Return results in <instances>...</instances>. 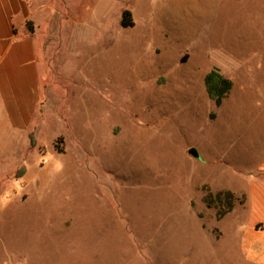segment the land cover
Instances as JSON below:
<instances>
[{
	"label": "rangeland",
	"instance_id": "1",
	"mask_svg": "<svg viewBox=\"0 0 264 264\" xmlns=\"http://www.w3.org/2000/svg\"><path fill=\"white\" fill-rule=\"evenodd\" d=\"M259 2L106 0L41 40L45 95L2 153L0 264H249L237 238L250 178L264 181ZM213 68L232 81L218 107ZM205 189L242 204L218 219Z\"/></svg>",
	"mask_w": 264,
	"mask_h": 264
},
{
	"label": "crops",
	"instance_id": "2",
	"mask_svg": "<svg viewBox=\"0 0 264 264\" xmlns=\"http://www.w3.org/2000/svg\"><path fill=\"white\" fill-rule=\"evenodd\" d=\"M131 1L133 11L142 12V0ZM104 2L0 0V184L13 173L2 170L3 151L7 147H12L13 152L18 150L17 138L27 135L32 128L45 95L47 80L41 40H60L62 25L82 23L83 13L86 18L91 17ZM129 9L121 8L120 16L123 10ZM129 11L133 17L134 12ZM27 23L31 24L32 31ZM258 168L264 169V166H257L255 172ZM244 200L248 219L237 238L239 249L249 264H264V181L251 177Z\"/></svg>",
	"mask_w": 264,
	"mask_h": 264
},
{
	"label": "trees",
	"instance_id": "3",
	"mask_svg": "<svg viewBox=\"0 0 264 264\" xmlns=\"http://www.w3.org/2000/svg\"><path fill=\"white\" fill-rule=\"evenodd\" d=\"M120 26L122 28H131L134 26V20L132 13L129 10H123L120 17ZM27 28L32 31V26L27 23ZM204 89L209 100H211L216 107L220 106L222 100L225 99L231 88L232 81L226 78L217 68H213L207 72L203 78ZM30 144L35 145V140L33 135L30 134ZM55 150L58 153L62 152V148L55 144ZM203 203L207 207H213L217 210L216 216L218 219L224 217L226 214L230 213L234 207L235 202L242 203L238 201L235 195L229 190L219 191L212 194L209 190H203Z\"/></svg>",
	"mask_w": 264,
	"mask_h": 264
},
{
	"label": "water",
	"instance_id": "4",
	"mask_svg": "<svg viewBox=\"0 0 264 264\" xmlns=\"http://www.w3.org/2000/svg\"><path fill=\"white\" fill-rule=\"evenodd\" d=\"M189 153V152H188ZM192 157H198V153L195 150H191L189 153Z\"/></svg>",
	"mask_w": 264,
	"mask_h": 264
},
{
	"label": "bare ground",
	"instance_id": "5",
	"mask_svg": "<svg viewBox=\"0 0 264 264\" xmlns=\"http://www.w3.org/2000/svg\"><path fill=\"white\" fill-rule=\"evenodd\" d=\"M130 140H131V139H130ZM126 142H127V141H125L124 144H127L129 141H128L127 143H126Z\"/></svg>",
	"mask_w": 264,
	"mask_h": 264
}]
</instances>
